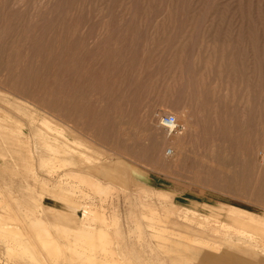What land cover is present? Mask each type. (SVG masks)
I'll return each mask as SVG.
<instances>
[{
    "label": "rangeland",
    "instance_id": "obj_1",
    "mask_svg": "<svg viewBox=\"0 0 264 264\" xmlns=\"http://www.w3.org/2000/svg\"><path fill=\"white\" fill-rule=\"evenodd\" d=\"M55 141L75 165L43 167ZM263 156L264 0H0V201L34 245L101 215L116 259L186 264L213 223L174 205L256 243ZM2 240L0 264H34Z\"/></svg>",
    "mask_w": 264,
    "mask_h": 264
},
{
    "label": "bare ground",
    "instance_id": "obj_2",
    "mask_svg": "<svg viewBox=\"0 0 264 264\" xmlns=\"http://www.w3.org/2000/svg\"><path fill=\"white\" fill-rule=\"evenodd\" d=\"M13 96V95H12ZM25 101V100H24ZM29 104V103H28ZM36 108V107H35ZM178 120V117L175 116ZM162 119V118H161ZM161 122V121H160ZM53 126V125H52ZM162 126V124H161ZM46 128H48V126H46ZM50 128V127H49ZM11 129V128H10ZM51 130V129H50ZM55 132H59V133H62L64 132L62 129L58 128V127H55L53 129ZM12 132V131H11ZM167 133V132H166ZM63 134V133H62ZM60 135V134H59ZM64 135V134H63ZM167 135L169 136V133H167ZM47 137V136H46ZM63 137V136H62ZM50 138V137H48ZM51 139V138H50ZM53 139V138H52ZM42 139H40L41 141ZM43 141V140H42ZM48 141V140H47ZM45 142V140H44ZM71 142V141H70ZM53 143V144H51ZM50 144V149L52 151L51 153V157L49 160L45 161L44 159L42 160V165L44 168H48L50 169L51 171H55L57 169H61L62 165L65 167L68 166V167H71L72 165H75L76 163L74 162V155L77 154L76 152V149H69L70 147L68 146V149L69 151H67V149H65L62 145L58 144V142L56 143L55 142H51ZM42 145V143H41ZM49 145V144H48ZM47 147V148H49ZM21 148L24 149V147L22 146ZM83 148V147H81ZM20 150V149H18ZM49 150V149H48ZM88 150V149H87ZM23 151V150H22ZM171 155L174 154V149H171ZM91 152V151H90ZM169 153V152H168ZM20 154V152H19ZM65 157L66 160H63L61 161L60 157ZM74 159V160H73ZM91 160V158H90ZM76 161V160H75ZM32 162V161H31ZM30 163V162H29ZM75 163V164H74ZM260 166H262L264 168V156L262 158V161L260 162ZM80 165V164H79ZM90 165V164H88ZM85 166V165H84ZM43 168V169H44ZM74 169V168H73ZM87 169V168H86ZM46 170V169H44ZM49 171V170H47ZM50 171V172H51ZM89 171V170H87ZM90 171H93V170H90ZM73 172V171H72ZM75 172V171H74ZM68 174V173H66ZM73 174V173H71ZM76 176L75 177H71V181L68 182L67 184L70 185L72 187H74L75 185L76 186H79L78 182L75 181L74 179H76ZM66 177V176H65ZM85 177V176H84ZM69 178V177H68ZM81 178V177H80ZM79 179V178H78ZM87 179V178H86ZM86 179H82L80 180V184H88L89 181L87 182ZM64 180L63 179V183H64ZM66 181V180H65ZM62 183V182H61ZM62 183V184H63ZM61 184V185H62ZM94 184V183H93ZM97 184V183H96ZM66 185V184H65ZM64 185V186H65ZM100 185V184H98ZM82 187V186H81ZM86 187V186H85ZM100 187V186H99ZM69 188V187H68ZM71 189V188H70ZM100 190H102L100 188ZM112 189L111 188H107L106 191L104 192H110ZM68 191V190H67ZM87 193V192H86ZM111 193V192H110ZM85 195V194H84ZM97 197V196H96ZM108 197V196H106ZM103 198H105L103 196ZM100 199V198H99ZM164 199L166 200H171L170 197L168 195L164 196ZM172 201V200H171ZM0 204L2 205L0 208H1V214H0V240L3 239L2 241H5L7 243H5V246H7V250H8V254L10 253L12 256H15L14 258H18V257H27L29 263H34V264H50L51 262H53L54 264H58V262H61L63 263V261H69L71 262L72 264L74 263H83V264H134V262H131L130 260L127 259V257H123L122 259H116L117 256H115L113 254V251H112V241H111V237L109 238V234L108 232H106L107 230H105V227H109L107 223H105L104 221V218L103 216H99V218L101 219V223L102 225L101 226H98L97 225V218L98 217H91L89 215H92L95 214V211L92 210V209H86V212H87V215L89 217L85 218L83 220V223H82V233L81 234V237L82 239L78 240H73V241H66V246H63V248L60 246L61 245V242L57 243L55 240H53L52 238H49V235L48 234H42L39 232V235H37L38 233L36 232V235L37 237H35V245L34 243H32L29 239H27L26 237V234H23L21 231H20V227H18L17 225L14 224V219L11 218L8 214V212H10V208L8 207V205L5 203V202H2L0 201ZM6 206H5V205ZM10 204V203H9ZM4 205V206H3ZM174 207V211H177L181 214H184L185 217L187 218H192L194 219L197 215V212L196 211H192L190 209H187V208H184V207H179L177 208V206H173ZM72 208V207H71ZM235 210V209H233ZM150 211V210H149ZM155 212V211H154ZM196 212V213H195ZM19 213V212H18ZM34 213V212H32ZM103 213V212H102ZM153 213V212H151ZM240 213V212H239ZM255 213V212H254ZM259 214V213H258ZM257 214V215H258ZM262 214V213H260ZM263 215V214H262ZM32 216V215H31ZM194 216V217H193ZM149 217V215H148ZM244 217L248 220H251L253 222H256L261 224V225H264V218H262V216H260L259 218H257L255 216V214L253 213H244ZM256 217V218H255ZM19 218V217H18ZM17 219V217L15 218ZM22 219V217H21ZM28 219V218H26ZM32 219V218H31ZM38 219V218H37ZM97 219V220H96ZM206 219V218H205ZM29 220V219H28ZM33 220V219H32ZM112 220V219H111ZM99 221V220H98ZM116 221V220H115ZM207 221V219H206ZM37 222V220H36ZM59 222H63V221H59ZM100 222V221H99ZM41 223V222H39ZM68 223H72V222H68ZM154 223V221H153ZM30 224V223H29ZM33 224V223H32ZM35 224V223H34ZM66 224V223H65ZM114 224V223H112ZM155 224V223H154ZM28 226V225H27ZM60 226V225H59ZM58 226V227H59ZM32 227V226H31ZM31 227H26V229H33ZM57 227V226H56ZM65 227V226H63ZM44 228V227H43ZM41 227V229H43ZM61 228V227H60ZM69 229V227H67ZM37 229V228H35ZM40 229V230H41ZM57 229V228H56ZM78 229V228H77ZM114 229V228H112ZM34 230V229H33ZM59 230V229H58ZM65 230V229H63ZM74 230V228H73ZM25 231V230H24ZM36 231V230H35ZM44 231V230H43ZM62 231V230H61ZM66 231V230H65ZM78 231V230H77ZM29 233V231H27ZM31 232V230H30ZM33 232V231H32ZM48 230L46 229V232L47 233ZM70 232H72L70 230ZM26 233V232H25ZM27 233V234H28ZM75 233V232H74ZM73 233V235H74ZM30 234V233H29ZM28 234V235H29ZM32 235L35 234V232L31 233ZM69 234V233H67ZM66 234V235H67ZM72 234V233H70ZM69 234V235H70ZM71 235V236H73ZM52 236V235H51ZM60 236H62L60 234ZM70 236V237H71ZM57 237V236H56ZM64 237V236H63ZM69 239L70 237L67 236ZM74 237V236H73ZM71 237V238H73ZM76 237V236H75ZM62 238V237H61ZM67 238V239H68ZM118 238V237H117ZM66 238L64 240H67ZM119 239V238H118ZM189 239V238H188ZM59 240V239H58ZM121 240V239H119ZM118 240V241H119ZM197 240V239H196ZM1 241V242H2ZM34 241V242H35ZM61 241V240H60ZM115 241H117L115 239ZM63 243V244H65ZM194 243V242H193ZM62 244V245H63ZM119 247V246H118ZM64 251H63V250ZM120 250V249H119ZM115 251V250H114ZM69 253V256H65V253ZM62 253V254H61ZM130 253H132L130 251ZM62 258H61V256ZM127 255V254H126ZM130 255V254H129ZM10 256V255H9ZM128 256V255H127ZM140 256V255H139ZM116 257V258H115ZM11 258V257H10ZM13 258V260H14ZM144 258V257H143ZM19 259V258H18ZM133 259V258H131ZM146 259V258H145ZM26 260V261H27ZM18 261V260H17ZM17 261H15L17 263ZM27 261V262H28ZM135 261V260H134ZM146 261V260H145ZM178 264H185L184 262H179L177 261ZM136 263V262H135ZM137 264V263H136ZM152 264V263H151ZM188 264V263H186Z\"/></svg>",
    "mask_w": 264,
    "mask_h": 264
},
{
    "label": "crops",
    "instance_id": "obj_3",
    "mask_svg": "<svg viewBox=\"0 0 264 264\" xmlns=\"http://www.w3.org/2000/svg\"><path fill=\"white\" fill-rule=\"evenodd\" d=\"M262 214L256 217L262 216L264 218V214ZM196 215H199L202 219L207 218L210 224L213 223L209 225L213 228L212 230L209 229L204 235L208 239L206 245L193 246L190 253L187 252V255L183 251L177 252L182 255L188 264H264V225L256 221L248 226V228L256 229V243L247 240L241 241L240 239L234 241V235L217 229L222 225L232 227L231 225L213 219L208 215L199 213ZM228 239H232L230 244H228Z\"/></svg>",
    "mask_w": 264,
    "mask_h": 264
},
{
    "label": "built area",
    "instance_id": "obj_4",
    "mask_svg": "<svg viewBox=\"0 0 264 264\" xmlns=\"http://www.w3.org/2000/svg\"><path fill=\"white\" fill-rule=\"evenodd\" d=\"M162 127L169 133V135L176 134L180 125L177 118L174 115H164L161 119Z\"/></svg>",
    "mask_w": 264,
    "mask_h": 264
}]
</instances>
